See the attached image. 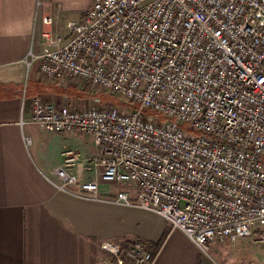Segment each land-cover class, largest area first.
<instances>
[{
    "label": "built area",
    "instance_id": "1",
    "mask_svg": "<svg viewBox=\"0 0 264 264\" xmlns=\"http://www.w3.org/2000/svg\"><path fill=\"white\" fill-rule=\"evenodd\" d=\"M69 29L67 44L30 54L42 76L113 93L121 106L34 101L32 124L100 148L98 179L80 181L66 150L55 186L154 212L204 253L264 228V0H94ZM102 249L113 260L100 264L156 260L140 243Z\"/></svg>",
    "mask_w": 264,
    "mask_h": 264
},
{
    "label": "crops",
    "instance_id": "2",
    "mask_svg": "<svg viewBox=\"0 0 264 264\" xmlns=\"http://www.w3.org/2000/svg\"><path fill=\"white\" fill-rule=\"evenodd\" d=\"M93 2L0 0V264H100L104 257L113 260L104 243H140L156 255L154 264H264V228L246 239L212 243L204 253L154 212L82 200L55 186L66 150L78 155L80 181L98 179L100 148L88 134L48 133L32 124L34 101L81 110L99 98L73 80H46L33 57L67 44L69 25L81 21ZM117 190L100 186L102 195L115 197Z\"/></svg>",
    "mask_w": 264,
    "mask_h": 264
},
{
    "label": "rangeland",
    "instance_id": "3",
    "mask_svg": "<svg viewBox=\"0 0 264 264\" xmlns=\"http://www.w3.org/2000/svg\"><path fill=\"white\" fill-rule=\"evenodd\" d=\"M95 95L98 96L99 99H103V101L105 102L103 104L117 106V107L121 106V102L119 101V99L113 93H109L108 95H106L103 92V93H97ZM256 245L257 244H254L253 246L256 248ZM225 248H226L225 249L226 254H228V253L231 254V252H232V244L231 245H225ZM263 254H264V250H263ZM258 256H260V257L262 256V252L261 251H258ZM258 256H257V259L259 258ZM257 259H254V260H257Z\"/></svg>",
    "mask_w": 264,
    "mask_h": 264
}]
</instances>
